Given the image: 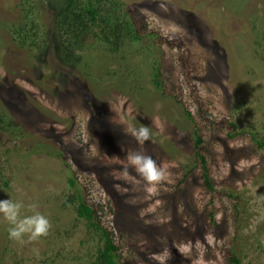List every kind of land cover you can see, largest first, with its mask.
Listing matches in <instances>:
<instances>
[{
    "label": "rangeland",
    "instance_id": "1",
    "mask_svg": "<svg viewBox=\"0 0 264 264\" xmlns=\"http://www.w3.org/2000/svg\"><path fill=\"white\" fill-rule=\"evenodd\" d=\"M20 1L0 0V111L12 107L29 125L0 132V200L23 201L22 216L36 204L52 228L21 244L9 239L0 214V264H91L98 238L65 204L73 176L101 206L123 264H155L149 254L164 249L174 257L168 264H232L233 253L242 264H264V147L251 139L264 137V0H120L150 34L125 41L119 60L90 41L77 50L84 56L77 66L53 47H18L12 24ZM63 1L29 3L39 43L52 39L48 17ZM155 64L164 96L152 83ZM8 88H16L11 96ZM87 95L104 103L113 133L102 131ZM141 126L151 130L143 145L126 131ZM196 131L212 190L195 154ZM54 150L63 157L47 153ZM137 151L167 170L156 195L127 161Z\"/></svg>",
    "mask_w": 264,
    "mask_h": 264
},
{
    "label": "trees",
    "instance_id": "2",
    "mask_svg": "<svg viewBox=\"0 0 264 264\" xmlns=\"http://www.w3.org/2000/svg\"><path fill=\"white\" fill-rule=\"evenodd\" d=\"M30 2L31 0H21L20 4L17 5L20 14L12 24V35L18 47L28 50L40 48L42 51H45L47 47H53L61 60L68 64L73 62L72 64L75 66L80 63L83 64L84 59V56L76 53L77 50L90 45V41H98L105 44L109 51L116 55L119 60L125 41L137 43L151 32L149 29L147 30V22L141 20L138 24L132 17L131 12L127 11L120 0H64L60 5L53 8L51 11L53 15L48 17L49 33H51L52 39L48 40L47 36H45L46 39L44 37V40L46 42L39 43L40 29L33 20L32 12H34V7L30 6ZM41 77L39 76L38 78ZM123 80L121 79L119 82V87L121 88L123 87ZM152 83L164 96L166 80L163 78L161 68L157 64L153 66ZM15 89L12 88L11 91L8 88L9 92L11 91L10 96L15 92ZM19 98L22 99L20 94ZM86 99H88V95ZM99 101V99L96 100L95 95L91 96L87 102L94 105L93 115L98 120V125L101 126L102 131L113 133L110 124L104 120V103ZM2 108L0 111V132L8 133L10 136L16 134L15 130L25 133L26 126L29 123L19 121L14 115L10 114L9 109H12V107L6 106ZM187 115L191 118L189 112H187ZM41 118L42 115L39 116V119ZM251 139L256 146L264 147V137L258 139L255 133H251ZM203 143L204 138L196 131L195 154L203 164L205 184L212 190L213 185L206 157L201 152ZM43 146V144H38L36 150L42 152L44 150ZM47 153L50 155L55 153V155L63 157L60 150L47 151ZM76 180L75 176L69 178L70 186L74 187V192L69 194L65 204L75 205L78 217L86 221L88 230L94 231L98 238L96 252L93 255L91 264H123L119 253L120 247L117 245L113 233L102 223L99 212L101 206L93 207L86 200V192L83 191ZM5 185L8 186V182H5ZM230 260L232 264H242V260L236 253H233Z\"/></svg>",
    "mask_w": 264,
    "mask_h": 264
},
{
    "label": "clouds",
    "instance_id": "3",
    "mask_svg": "<svg viewBox=\"0 0 264 264\" xmlns=\"http://www.w3.org/2000/svg\"><path fill=\"white\" fill-rule=\"evenodd\" d=\"M126 131L141 145L151 139V130L147 126L130 127ZM127 161L136 173L143 178L145 191L150 196L156 195L158 186L168 179L166 168L158 165L151 155L139 151L128 152ZM24 207L23 201L13 200L12 198L0 200V214L9 224V239L25 244L46 237L52 228L48 217L37 210L38 206L36 204L28 205L33 214L22 216L21 210ZM174 247L182 256L187 258V250L184 245L174 244ZM148 259L154 261L155 264H168V261L174 259V257L170 250L164 249L160 253H150Z\"/></svg>",
    "mask_w": 264,
    "mask_h": 264
}]
</instances>
